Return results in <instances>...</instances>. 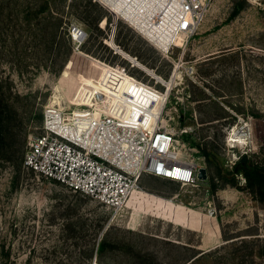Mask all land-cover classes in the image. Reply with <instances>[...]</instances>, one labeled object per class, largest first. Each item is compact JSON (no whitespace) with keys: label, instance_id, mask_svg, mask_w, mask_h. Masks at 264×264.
Wrapping results in <instances>:
<instances>
[{"label":"rangeland","instance_id":"rangeland-1","mask_svg":"<svg viewBox=\"0 0 264 264\" xmlns=\"http://www.w3.org/2000/svg\"><path fill=\"white\" fill-rule=\"evenodd\" d=\"M105 64L163 94L131 93L141 83L116 84ZM103 81L135 116L151 102L175 158L198 157L208 178L144 175L114 212L27 168L47 106L71 115ZM0 110V264H264V188L236 168L264 164V0H207L197 32L164 48L98 0H0Z\"/></svg>","mask_w":264,"mask_h":264},{"label":"built area","instance_id":"built-area-1","mask_svg":"<svg viewBox=\"0 0 264 264\" xmlns=\"http://www.w3.org/2000/svg\"><path fill=\"white\" fill-rule=\"evenodd\" d=\"M98 1L133 25V0ZM206 12L207 0H165L155 20L169 27L176 38L188 37L197 32ZM75 31L81 36L82 31L74 26L73 34ZM105 66L112 77L119 79L116 84L128 78L163 94L126 70ZM131 66L135 64L131 62ZM108 97L105 90L93 93L92 105L81 107L86 110L81 114L73 110L65 117L47 111L44 131L30 142L24 165L114 212L128 203L147 174L184 186L200 185L201 161L198 157L192 161L175 158L177 134L149 109L151 102H143L140 114L129 119L128 106Z\"/></svg>","mask_w":264,"mask_h":264},{"label":"bare ground","instance_id":"bare-ground-1","mask_svg":"<svg viewBox=\"0 0 264 264\" xmlns=\"http://www.w3.org/2000/svg\"><path fill=\"white\" fill-rule=\"evenodd\" d=\"M164 1L165 0H133V13H134L133 14L134 15L133 16V26H134V28L136 27L137 29H139V31L141 30L146 36L150 37L155 42V44L157 46H159V47L161 46L162 48L167 47L168 43H171V41L174 38H176L175 34L171 32L169 27H166L165 24L159 25V23L155 20V16L161 15L162 2H164ZM135 12H136V15H135ZM78 33H79L78 31H75L74 34H76L78 37H80L78 35ZM180 36L181 35H178V37H180ZM75 38H77V37H75ZM126 80H128V79H126ZM124 82L122 83V85L124 84ZM129 82L130 83L128 84L127 89L131 93H133V92L136 93L140 87L144 86L142 84H138L135 82H131V81H129ZM104 83L105 82L103 81L102 84H97L96 88L94 90H92V92L86 94V100H88V103H87L88 105H92L91 104V102H92L91 97H92L93 93L100 92L102 90H105L107 92V94L109 96L108 98L110 99V101L112 100V102L114 101L116 104L118 103V100L116 98V94L114 93L115 89L112 90V89L106 87L104 85ZM122 85H120V86H122ZM115 87L116 86H114L113 88H115ZM112 96H113V99H111ZM54 97L57 99V102H59L58 101V95H55ZM54 103L56 104V100L54 101ZM47 108H48L47 111H55L58 114H60V116H62V115L65 116L63 109H59V108L52 109L50 107V105H48ZM85 111L86 110H82L81 108H78L75 110V112L77 114L78 113L81 114ZM127 114H128L129 119L136 117L132 113V110L129 107H128V113ZM230 141L237 143V144L245 143L243 135L239 134L236 130L231 134ZM176 150H177V146H176ZM165 179L170 180L169 178H165ZM170 181H173V180H170Z\"/></svg>","mask_w":264,"mask_h":264},{"label":"trees","instance_id":"trees-1","mask_svg":"<svg viewBox=\"0 0 264 264\" xmlns=\"http://www.w3.org/2000/svg\"><path fill=\"white\" fill-rule=\"evenodd\" d=\"M157 102V98L155 99ZM8 123V118L5 116L4 111L0 110V149L6 146V125ZM14 152H16L14 150ZM207 154L206 151H204ZM245 175L247 180V185L250 187L254 193L259 195L262 193L261 189L264 188V164L252 163L246 160H240L238 166ZM104 243H101L99 249L103 248Z\"/></svg>","mask_w":264,"mask_h":264},{"label":"water","instance_id":"water-1","mask_svg":"<svg viewBox=\"0 0 264 264\" xmlns=\"http://www.w3.org/2000/svg\"><path fill=\"white\" fill-rule=\"evenodd\" d=\"M247 159V155H244L242 157V160H246ZM198 178L201 179V180H206L208 178V171L205 167H202L199 169V172H198Z\"/></svg>","mask_w":264,"mask_h":264},{"label":"crops","instance_id":"crops-1","mask_svg":"<svg viewBox=\"0 0 264 264\" xmlns=\"http://www.w3.org/2000/svg\"><path fill=\"white\" fill-rule=\"evenodd\" d=\"M172 201V200H171ZM173 202V201H172ZM168 203V200H167V202H166V204ZM174 204V203H173Z\"/></svg>","mask_w":264,"mask_h":264}]
</instances>
